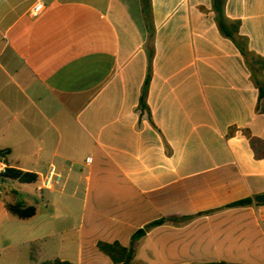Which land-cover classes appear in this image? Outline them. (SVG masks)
<instances>
[{"label":"crops","instance_id":"0c3cea01","mask_svg":"<svg viewBox=\"0 0 264 264\" xmlns=\"http://www.w3.org/2000/svg\"><path fill=\"white\" fill-rule=\"evenodd\" d=\"M150 2L147 113L140 0H0V165L37 176L0 204V238L29 260L36 244L51 260L112 264L98 242L127 247L166 218L134 264H264V98L212 0ZM224 14L264 58V0H226ZM52 167L61 180L42 189ZM17 200L36 215L11 217Z\"/></svg>","mask_w":264,"mask_h":264},{"label":"trees","instance_id":"16d2710c","mask_svg":"<svg viewBox=\"0 0 264 264\" xmlns=\"http://www.w3.org/2000/svg\"><path fill=\"white\" fill-rule=\"evenodd\" d=\"M142 5V14L146 21V24L149 29L148 36V71L147 76L143 85L142 93L139 101V109L141 112H147L148 107L146 105V96L148 92V87L151 78V66L152 59L154 56V46H153V30L150 27L149 23V14L151 9L150 0H140ZM226 0H212V9L215 14V22L220 34L229 39L237 48L242 58L244 59L245 65L250 72V78L258 91V102L264 98V58L254 54L248 48V41L246 38L240 36L239 28L240 23L238 21L232 22L229 21L224 14V5ZM9 154V150H3L0 152V161H5L6 157ZM1 181H12L17 182L22 185H31L35 184L37 181V176L33 173L24 172L15 168L6 166L4 171L0 173ZM16 194V193H15ZM252 199L246 198L238 200L226 206L227 208L243 207L252 204ZM6 212L13 218L25 221L33 218L36 215L37 209L34 205L27 206L21 200H17L12 203L5 204ZM188 219V218H186ZM170 221L171 219L161 218L155 221H152L142 228L135 231L131 237L130 242L127 247L122 246L118 242L105 243L98 242L96 248L98 252L106 256L112 264H134V259L136 255V245L142 240L148 232L152 229L162 226ZM39 253V247L36 244L30 246V261L37 264H72L68 261H62L60 259H54L51 261H44L38 263L37 256ZM207 264H226V263H207Z\"/></svg>","mask_w":264,"mask_h":264},{"label":"rangeland","instance_id":"374dc122","mask_svg":"<svg viewBox=\"0 0 264 264\" xmlns=\"http://www.w3.org/2000/svg\"><path fill=\"white\" fill-rule=\"evenodd\" d=\"M13 190H18L17 184H14L12 181L4 183V194L1 196L0 204L4 201L6 196L11 197L15 194V192H12ZM3 212L0 206V214ZM10 243L11 242L6 241L4 238H0V264H33L30 262L28 253L23 247L11 245ZM38 258L40 262L50 261L52 259V253L51 251L47 252L46 254L37 256V260Z\"/></svg>","mask_w":264,"mask_h":264},{"label":"built area","instance_id":"2783aa9c","mask_svg":"<svg viewBox=\"0 0 264 264\" xmlns=\"http://www.w3.org/2000/svg\"><path fill=\"white\" fill-rule=\"evenodd\" d=\"M44 9V6L41 2H37L33 8L30 11V14L33 17L38 16ZM5 167L3 165H0V173L3 172ZM61 180V176L56 173L55 169L52 167L50 168L49 172L44 176L41 188L42 189H51L54 187V185L58 184ZM261 224L264 226V221L261 222Z\"/></svg>","mask_w":264,"mask_h":264},{"label":"water","instance_id":"95a60500","mask_svg":"<svg viewBox=\"0 0 264 264\" xmlns=\"http://www.w3.org/2000/svg\"><path fill=\"white\" fill-rule=\"evenodd\" d=\"M254 203H256L258 205H264V194L256 196L254 198Z\"/></svg>","mask_w":264,"mask_h":264}]
</instances>
